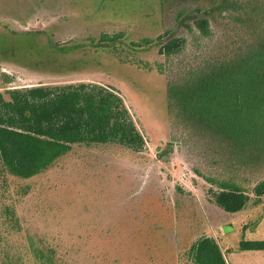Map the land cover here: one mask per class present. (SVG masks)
Wrapping results in <instances>:
<instances>
[{
	"label": "rangeland",
	"instance_id": "1",
	"mask_svg": "<svg viewBox=\"0 0 264 264\" xmlns=\"http://www.w3.org/2000/svg\"><path fill=\"white\" fill-rule=\"evenodd\" d=\"M155 1L0 0V124L34 131L26 107H46L65 87L97 86L123 101L144 144L75 143L28 180L0 164V264H194L200 239H217L223 250V232H233L216 205L218 183L257 200L264 165L223 173L197 136L183 142L170 118L166 83L217 36L180 26L182 48L160 54L165 24L139 15ZM103 35L120 38L101 44ZM232 236L238 246L240 235Z\"/></svg>",
	"mask_w": 264,
	"mask_h": 264
},
{
	"label": "trees",
	"instance_id": "2",
	"mask_svg": "<svg viewBox=\"0 0 264 264\" xmlns=\"http://www.w3.org/2000/svg\"><path fill=\"white\" fill-rule=\"evenodd\" d=\"M139 15L145 23L165 24L159 38V52L165 56L182 48L180 26L206 39L217 36L205 55L166 83L169 116L179 126L183 142L197 136L193 140L223 173L237 176L263 166L264 0H156L152 11ZM119 38L103 35L100 42ZM62 94L46 107H26L34 131L0 124V164L7 173L31 179L75 143L118 142L134 150L143 148L123 101L115 94L87 85L65 87ZM15 99L13 104L20 107ZM39 115L46 117L44 124L37 123ZM169 147L166 154L173 146ZM218 186L221 192L215 200L223 211L235 214L250 202L249 194L237 184L221 181ZM254 195L256 202L264 197V181L255 186ZM238 250L264 251V242L243 240ZM191 258L194 264H227L211 237L193 246Z\"/></svg>",
	"mask_w": 264,
	"mask_h": 264
},
{
	"label": "crops",
	"instance_id": "3",
	"mask_svg": "<svg viewBox=\"0 0 264 264\" xmlns=\"http://www.w3.org/2000/svg\"><path fill=\"white\" fill-rule=\"evenodd\" d=\"M254 202L251 203L250 200L244 210L235 214H230L222 210L226 215L230 216L229 220H231L226 225V228L231 227L233 230L228 235L223 232L221 239L225 243L222 253L227 264H264V251L238 250L240 242L243 240L248 242H264V197ZM235 234L240 235L238 246H236L237 243L233 246L229 243L230 237ZM218 244L220 245L219 242ZM229 257H233L231 261Z\"/></svg>",
	"mask_w": 264,
	"mask_h": 264
}]
</instances>
